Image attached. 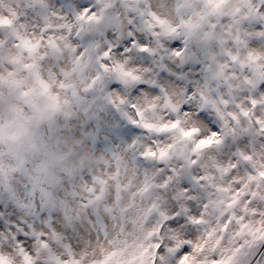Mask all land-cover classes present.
I'll list each match as a JSON object with an SVG mask.
<instances>
[{
  "label": "clouds",
  "instance_id": "1",
  "mask_svg": "<svg viewBox=\"0 0 264 264\" xmlns=\"http://www.w3.org/2000/svg\"><path fill=\"white\" fill-rule=\"evenodd\" d=\"M0 264H264V0H0Z\"/></svg>",
  "mask_w": 264,
  "mask_h": 264
}]
</instances>
